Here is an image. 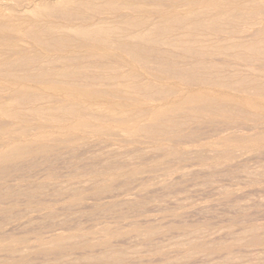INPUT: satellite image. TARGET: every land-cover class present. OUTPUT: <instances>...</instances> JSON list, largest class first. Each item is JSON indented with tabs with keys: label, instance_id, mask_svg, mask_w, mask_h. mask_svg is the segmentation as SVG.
<instances>
[{
	"label": "rangeland",
	"instance_id": "rangeland-1",
	"mask_svg": "<svg viewBox=\"0 0 264 264\" xmlns=\"http://www.w3.org/2000/svg\"><path fill=\"white\" fill-rule=\"evenodd\" d=\"M219 1L0 0V264H264V0Z\"/></svg>",
	"mask_w": 264,
	"mask_h": 264
},
{
	"label": "bare ground",
	"instance_id": "bare-ground-1",
	"mask_svg": "<svg viewBox=\"0 0 264 264\" xmlns=\"http://www.w3.org/2000/svg\"><path fill=\"white\" fill-rule=\"evenodd\" d=\"M212 3H213V2H212ZM215 3L218 4V3H220V1H219V0H215ZM219 5H220V4H219ZM219 5H218V6H219ZM96 25H97V24H96ZM98 26H99V25H98ZM104 26H105V25H104ZM93 27H94V26H93ZM93 27H92V28H93ZM90 28H91V27H90ZM98 29H99V28H98ZM83 30H84V29H83ZM87 30H88V29H87ZM91 30H92V29H91ZM103 30H104V29L102 28V32H103ZM85 31H86V29H85ZM93 31H94V30H93ZM97 31H99V30H97ZM109 31H111L110 28H109ZM94 33H95V32H94ZM99 33L101 34V32H98V34H99ZM143 34H144V33H143ZM93 35H94V34H93ZM138 35H139V33H138ZM140 35H141V34H140ZM144 35H146V34H144ZM144 35H143V36H144ZM86 36H87V35H86ZM88 36H89V35H88ZM94 36H95V35H94ZM131 37H132V36H131ZM136 37H137V36H136ZM140 37H141V36H139V38H140ZM137 38H138V37H137ZM137 38H136V39H137ZM139 40H140V39H139ZM141 40H143V39H141ZM141 40H140V41H141ZM248 45H249V44H248ZM251 45H252V44H251ZM126 46H127V45H126ZM128 46L130 47V45H128ZM246 46H247V45H246ZM253 46H254V45H253ZM253 46L250 47V49L253 48ZM244 48H245V46H244ZM246 48H247V47H246ZM124 49H125V48H124ZM124 49H123V50H124ZM128 49H129V48L126 49L127 52H128ZM130 50H132V49H130ZM132 53H133V52H132ZM133 54H134V53H133ZM178 72H179V71H178ZM175 73H176V72H175ZM183 74H184V72H183ZM175 75H176V74H175ZM180 75H181V74H180ZM174 77H175V76H174ZM176 77H177V76H176ZM178 78H179V77H178ZM183 78H184V77H183ZM183 78H182V80H183ZM2 80H3V78H2ZM7 80H8V79H7ZM17 80H18V79H17ZM19 80H20V79H19ZM180 80H181V78H180ZM220 80H221V79H220ZM210 81H211V80H210ZM224 81H225V80H224ZM226 81H227V80H226ZM20 82H21V81H20ZM20 82H19V83H20ZM180 82H181V81H180ZM207 82H208V81H207ZM207 82H206V84H208ZM216 82H217V81H216ZM219 82H220V81H219ZM182 83H183V82H182ZM182 83H181V84H182ZM209 83H210V82H209ZM17 84H18V83H17ZM185 84H186V83H185ZM191 84H192V83H191ZM206 84H205V85H206ZM218 84H219V83H218ZM14 85H15V84H14ZM75 85H76V83H75ZM178 85H179V84H178ZM213 85H214V84H213ZM223 85H225V84H223ZM223 85H220V86L222 87ZM228 85H229V84H228ZM71 86H74V85L71 84ZM83 86H84V85H83ZM187 86H188V85H187ZM191 86H192V85H191ZM191 86H190V87H191ZM208 86H209V85H207V87H208ZM211 86H212V85H211ZM214 86H216V85H214ZM225 86H226V85H225ZM24 87H25V86H24ZM74 87H75V86H74ZM175 87H176V86H175ZM188 87H189V86H188ZM204 87H205V86H204ZM216 87H217V86H216ZM18 88H19V86H18ZM180 88H182V87H180ZM184 88H185V87H184ZM205 88H206V87H205ZM212 88H213V87H212ZM219 88H220V87H219ZM21 89H23V88L20 87V90H21ZM71 89H72V88H71ZM222 89H223V88H222ZM76 90H78V89H76ZM84 90H86V89H84ZM226 90H227V89H226ZM15 91H16V90H15ZM17 91H18V90H17ZM72 91H74V90H72ZM172 92H173V91H172ZM212 92H213V91H212ZM16 93H18V92H16ZM85 93H86V92H85ZM89 93H90V92H89ZM193 93H194V92H193ZM220 93H221V92H220ZM229 93H231V92H229ZM75 94H76V92H75ZM81 94H82V93H81ZM172 94H173V93H172ZM208 94H209V93H208ZM84 95H85V94H84ZM89 95H90V94H89ZM92 95H93V94H92ZM18 96H19V95H18ZM90 96H91V95H90ZM170 96H171V95H170ZM201 96H202V95H201ZM227 96H228V95H227ZM82 97H83V96H82ZM85 97H86V95H85ZM175 97H176V96H175ZM92 98H93V96H92ZM198 98H199V97H198ZM230 98H231V97H230ZM202 99H203V98H202ZM228 99H229V98H228ZM239 99H241V98H239ZM182 100H183V99H182ZM203 100H204V99H203ZM220 100H221V99H220ZM164 101H166V100H164ZM168 101H169V100H168ZM173 101H174V100H173ZM193 101H194V100H193ZM206 101H207V100H206ZM227 101H228V100H227ZM184 102H186V100H185ZM208 102H209V100H208ZM173 103H174V102H173ZM187 103H188V102H187ZM203 103H204V102H203ZM203 103H202V104H203ZM228 103H229V102H228ZM185 104H186V103H185ZM207 104H208V103H207ZM211 104H213V103L211 102ZM176 105H177V104H176ZM200 105H201V104H200ZM203 105H204V104H203ZM220 105H221V104H220ZM226 105H227V104H226ZM189 106H191V105H189ZM205 106H207V105L205 104ZM172 107H173V106H172ZM174 107H176V106H174ZM212 107H213V106H212ZM222 107H223V106H222ZM190 108H192V107H190ZM194 108H195V107H194ZM203 108H204V107H203ZM185 109H186V108H185ZM192 109H193V108H192ZM210 109H211V108H210ZM168 110H169V109H168ZM170 110H173V108L170 109ZM199 110H200V109H199ZM187 111H189V110H187ZM203 111H204V109H203ZM173 112H174V111H173ZM194 112H195V111H194ZM197 112H198V111H197ZM144 113H145V112H144ZM161 113H163V111H161ZM166 113H167V112H166ZM138 115H139V114H138ZM163 115H164V113H163ZM169 116H170V115H169ZM164 117H165V116H164ZM167 118H168V117H167ZM158 120H159V119H158ZM165 120H167V119H165ZM163 121H164V120H163ZM163 121H162V122H163ZM159 122H160V121H159ZM67 127H68V126H67ZM139 130H140V129H139ZM65 131H66V130H65ZM258 138H260V137H258ZM9 147H10V146H9ZM18 147H19V146H18ZM25 148H26V147H25ZM25 148H24V149H25ZM9 149H10V148H9ZM15 149H16V147H15ZM17 149H18V148H17ZM21 149H22V148H21ZM13 150H14V149H13ZM22 150H23V149H22ZM19 151H20V150H19ZM22 152H23V151H22ZM13 153L15 154L16 152H13ZM16 154H17V153H16ZM18 155H19V154H18ZM20 155H21V154H20ZM9 156H10V155H9ZM0 157H1V156H0ZM15 157H16V156H15ZM4 158H5V157H4ZM16 158H17V157H16ZM5 159H6V158H5ZM58 236H59V235H58ZM59 237H61V236H59ZM62 237H63V236H62ZM63 238H64V237H63ZM54 239H55V237H54ZM58 239H59V238H58ZM56 240H57V239H55V241H56ZM49 243H50V242H49ZM54 244H55V243H54ZM84 245H85V244H84ZM88 245H89V244H88ZM81 246H82V245H81ZM91 246H92V245H91ZM87 248H88V247H87Z\"/></svg>",
	"mask_w": 264,
	"mask_h": 264
}]
</instances>
